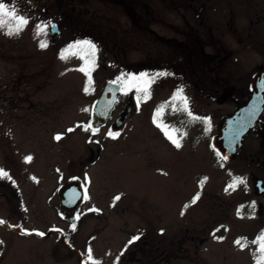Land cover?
<instances>
[{"label":"rangeland","instance_id":"374dc122","mask_svg":"<svg viewBox=\"0 0 264 264\" xmlns=\"http://www.w3.org/2000/svg\"><path fill=\"white\" fill-rule=\"evenodd\" d=\"M39 1L4 0L30 23L9 36L15 22L4 17L0 29V169L8 174L0 177V220L6 222L0 224V264H79L80 257L85 264L89 247L99 264H161L166 246L168 264H254L256 245L241 250L234 241H250L264 230V197L253 185V178L264 179V168L249 156L260 152L261 136L250 134L228 164L214 156L210 145L218 123L243 99L219 104L221 95H213L208 86L203 92L183 89L193 113L206 119L192 122L166 111L163 123L183 135L179 149L152 121L155 109L183 88L171 81L153 85L148 100L139 92L140 106L121 128L113 124L124 103L93 132L92 105L111 71L104 65L112 62V53L107 60L104 55L113 44L100 47L98 29L88 30L98 51L86 94L87 77L77 70L84 61L60 58L84 36L67 26L65 10L51 17L48 0L41 10L30 6ZM52 19L60 23L61 37L50 35ZM37 25L48 27L37 34ZM41 41L47 47L41 48ZM109 132L119 135L113 139ZM28 156L32 159L25 162ZM74 176L83 180L90 196L67 211L57 192ZM233 177L245 178L246 186L228 188ZM261 204L263 213L258 212ZM71 216L79 218L71 222ZM18 228L46 235L60 230L76 252L59 234L38 239L18 235Z\"/></svg>","mask_w":264,"mask_h":264},{"label":"flooded vegetation","instance_id":"af4514ba","mask_svg":"<svg viewBox=\"0 0 264 264\" xmlns=\"http://www.w3.org/2000/svg\"><path fill=\"white\" fill-rule=\"evenodd\" d=\"M48 1L51 17L60 16L59 11L65 10L70 16L67 26L77 30L85 40L90 37L88 30L98 29L100 47L113 44L112 51L104 55L107 60L112 53L113 58L104 65L111 70L107 81L140 73L149 74L144 78L148 79L165 72L171 75L157 78L150 88L170 81L174 83L172 86H181L185 91L191 86L203 92L208 86L213 95L223 97L231 92L228 100L237 97L244 103L252 93L254 79L264 73V0ZM45 2H32L30 6L41 10ZM94 18H98V23ZM51 21L60 26L55 19ZM133 96L138 100L141 97L135 90L126 94L122 90L114 111L121 103L124 109ZM252 133L261 136L260 152L256 157L252 153L249 156L264 168V113ZM257 179L264 186L261 178H253V185ZM259 197L263 198L264 192ZM258 212L263 213L262 204ZM48 234L42 239L59 234L69 247L63 232L53 229ZM168 257L166 246L161 264H168Z\"/></svg>","mask_w":264,"mask_h":264},{"label":"snow or ice","instance_id":"6c2138e0","mask_svg":"<svg viewBox=\"0 0 264 264\" xmlns=\"http://www.w3.org/2000/svg\"><path fill=\"white\" fill-rule=\"evenodd\" d=\"M4 17H8L10 20H13L15 22L13 27H10L7 31V35H19L20 32H22L30 23V21L23 15L18 14V12L15 10L14 7H9V5L5 4L4 0H0V29H2L6 23ZM48 25H44L43 28L40 25H37V34H39L40 31H43L46 29ZM39 46L41 48L47 47V44L43 41L40 42ZM71 49H76L77 51H70ZM98 51L97 46L90 40H84V41H77L75 45H70L68 49H65L61 52L60 58L67 59L68 55L76 56L77 58L84 61L85 66H81L78 71L85 74L87 77L86 85H85V93H88V84L91 83V76L90 72L94 70L95 65V54ZM91 64L92 67H88L87 65ZM167 75H171L170 73L160 72L156 73L150 76L148 79H144L145 77H149V74L147 73H140L139 75L135 74H127L126 78L117 77L116 81H113L112 83H119L122 90H125V94L128 91L135 90L137 93L143 92L144 93V99L148 100L151 98V92H150V85L151 83L155 82L157 78L164 77ZM138 106H139V100H138ZM171 113H182L186 115L190 121L195 122L197 120H203L206 118H201L196 116L193 111L191 110L188 98L183 95V88H178L173 95L170 97L168 101H165L161 105H159L152 117L153 124L160 129L166 139H168L177 149L181 148V139L183 138V135H177L176 133L178 130L171 125H167L163 123V116L165 115L166 111H169ZM84 111H87L85 109ZM88 130V126L85 127V131ZM69 132L73 131V129H69ZM96 130L93 129V132ZM119 133H112L109 132V136H111L113 139L118 136ZM55 139L59 140L61 139L60 135H57ZM32 159L31 156L25 157V162H30ZM223 159H226V157H223ZM7 172H5L3 169H0V177H7ZM35 179V177H33ZM207 180V177L202 178L199 181V184L201 187H203L204 182ZM238 185H245L246 186V180L242 177H233L232 182L229 184L228 188H232L235 190V188ZM228 188L225 189V191H228ZM87 195L85 194L84 199H87ZM120 196L114 197V202L116 200H119ZM199 199V193H197L196 196L193 197L192 203H196V201ZM185 207H188V205H185ZM90 211H98V209H90ZM183 215V212L181 213ZM79 217H77L78 219ZM5 221L0 220V224H5ZM73 228H75V225L73 224ZM219 231V229H217ZM24 234H30L27 230H24ZM37 235L43 236L44 233L37 232ZM139 239V237H134L133 240ZM222 239V237L220 238ZM133 241H129V243H132ZM0 243H3L0 241ZM234 243L241 248V250H244L245 248L249 247V245H256L255 251L253 252L254 257V264H264V230H261L260 233L257 234V236L252 239L248 240L246 237L238 238L234 241ZM123 253H121L122 255ZM87 259L85 261V264H99L98 261L94 258L92 254V249L89 247L87 249ZM119 260V257H117V262Z\"/></svg>","mask_w":264,"mask_h":264},{"label":"water","instance_id":"95a60500","mask_svg":"<svg viewBox=\"0 0 264 264\" xmlns=\"http://www.w3.org/2000/svg\"><path fill=\"white\" fill-rule=\"evenodd\" d=\"M50 34L60 35L57 23H51ZM108 81L100 96L92 106V129H99L108 122L113 109L117 103L118 95L121 91L120 84ZM231 97V92L224 95L218 103L221 104ZM138 108L136 97H132L125 109L114 122L115 128H121L130 118L132 112ZM264 112V73H260L254 79L253 90L246 102L237 108L235 112L226 115L218 123L217 134L211 139V146L214 152L226 163L233 161L243 149L246 137L252 131ZM226 157V159H223ZM261 180L255 181V187L259 194L264 192ZM88 195L87 188L79 177H73L62 185L58 190L60 206L66 209H74ZM75 221L76 218H71Z\"/></svg>","mask_w":264,"mask_h":264},{"label":"trees","instance_id":"16d2710c","mask_svg":"<svg viewBox=\"0 0 264 264\" xmlns=\"http://www.w3.org/2000/svg\"><path fill=\"white\" fill-rule=\"evenodd\" d=\"M215 156H216L218 159H220L216 154H215Z\"/></svg>","mask_w":264,"mask_h":264}]
</instances>
